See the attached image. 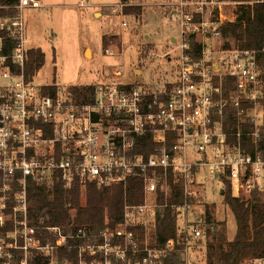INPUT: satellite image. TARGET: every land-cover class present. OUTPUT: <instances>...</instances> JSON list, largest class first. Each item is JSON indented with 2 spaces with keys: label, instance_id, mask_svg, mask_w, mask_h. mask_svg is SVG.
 <instances>
[{
  "label": "built area",
  "instance_id": "obj_1",
  "mask_svg": "<svg viewBox=\"0 0 264 264\" xmlns=\"http://www.w3.org/2000/svg\"><path fill=\"white\" fill-rule=\"evenodd\" d=\"M170 5L181 29L179 75L158 90L48 93L27 75L24 11L42 1L20 0L16 15L0 17V264H75L61 257L67 248L79 250L76 264L86 262L85 249L93 254L88 264H194L195 248L216 230L198 210L204 201L224 200L228 186L237 199L264 195V48H238L222 33L238 10L264 0ZM3 9L10 8L0 0ZM131 182L142 184L143 202L126 199L115 232L65 234L49 217H31L33 184L51 201L57 185L123 187L127 198ZM167 210L178 218V232L161 243L159 216ZM249 264H264V257Z\"/></svg>",
  "mask_w": 264,
  "mask_h": 264
},
{
  "label": "rangeland",
  "instance_id": "obj_2",
  "mask_svg": "<svg viewBox=\"0 0 264 264\" xmlns=\"http://www.w3.org/2000/svg\"><path fill=\"white\" fill-rule=\"evenodd\" d=\"M174 1L88 0V6L82 8L81 0H42V8L26 9L27 47L42 50L46 56L44 67L34 76V84L61 89L166 87L179 75L180 52L173 39L181 38V29L176 10L170 5ZM121 4L124 10L114 13ZM203 203L198 210L207 214L210 211L216 224H225L226 237L232 241L237 223L231 209L221 198ZM211 238L195 248L194 264H207V244ZM67 250L77 251L76 264L79 250ZM82 254L84 264L90 263L91 250L85 249Z\"/></svg>",
  "mask_w": 264,
  "mask_h": 264
},
{
  "label": "trees",
  "instance_id": "obj_3",
  "mask_svg": "<svg viewBox=\"0 0 264 264\" xmlns=\"http://www.w3.org/2000/svg\"><path fill=\"white\" fill-rule=\"evenodd\" d=\"M126 1V0H124ZM244 1V0H238ZM3 6L10 8L0 10V17L16 15L15 7L20 0H1ZM126 13L128 14L127 10ZM141 14V10L138 11ZM223 36L234 41L238 48L257 50L264 48V5L241 8L237 11V20L222 28ZM191 53H200V46L191 41ZM144 55V54H143ZM46 56L42 50L30 49L27 75L29 80L44 67ZM55 85L46 87V92L54 93ZM96 86L73 88L75 93L92 91ZM79 91V92H78ZM252 152L256 148L250 146ZM264 156V149L261 150ZM149 157L152 150L145 152ZM132 204L143 202L142 184L131 182L127 198L123 187L98 189L80 185L67 189L57 185L53 200H49L45 189L33 184L30 190V213L35 221L40 217L50 218L52 226L63 228L65 234L73 233L78 228H87L91 232H115L123 219L125 201ZM234 213L237 233L232 241L226 237V225L216 224L207 244V264H249L250 261L264 257V195L255 191L248 200L233 197L231 187L226 189L224 198ZM208 211L209 223L212 222ZM178 232V218L171 210L159 216L158 235L161 243L175 237ZM61 257L75 259V252L65 250Z\"/></svg>",
  "mask_w": 264,
  "mask_h": 264
},
{
  "label": "crops",
  "instance_id": "obj_4",
  "mask_svg": "<svg viewBox=\"0 0 264 264\" xmlns=\"http://www.w3.org/2000/svg\"><path fill=\"white\" fill-rule=\"evenodd\" d=\"M42 1V0H41ZM173 42L176 43L177 42V39H173ZM86 53H87V50H86ZM167 56V55H166ZM168 57V56H167ZM118 75H120V73H118Z\"/></svg>",
  "mask_w": 264,
  "mask_h": 264
}]
</instances>
